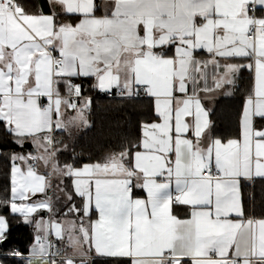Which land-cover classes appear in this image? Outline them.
<instances>
[{
    "label": "snow or ice",
    "instance_id": "6c2138e0",
    "mask_svg": "<svg viewBox=\"0 0 264 264\" xmlns=\"http://www.w3.org/2000/svg\"><path fill=\"white\" fill-rule=\"evenodd\" d=\"M0 264H264V0H0Z\"/></svg>",
    "mask_w": 264,
    "mask_h": 264
},
{
    "label": "trees",
    "instance_id": "16d2710c",
    "mask_svg": "<svg viewBox=\"0 0 264 264\" xmlns=\"http://www.w3.org/2000/svg\"><path fill=\"white\" fill-rule=\"evenodd\" d=\"M247 77L245 78L246 82ZM94 97L95 112L93 118L96 120L99 126L101 122L106 125L111 124L113 121L120 117H126L130 121L129 129L134 126L137 120L144 119L145 114L148 110V101L145 99H136L124 101L118 98H107L103 95L92 93ZM236 101L233 99H224L218 105V115L221 118L222 125L227 128L229 121L227 119L228 114L234 108ZM94 133L89 132L84 134L78 140L76 144L77 151L81 149L87 150L94 144L93 140ZM259 187V182L257 184ZM257 214L260 209L257 207ZM14 242L20 247L26 246L30 241V230L27 226L20 225L14 232Z\"/></svg>",
    "mask_w": 264,
    "mask_h": 264
}]
</instances>
